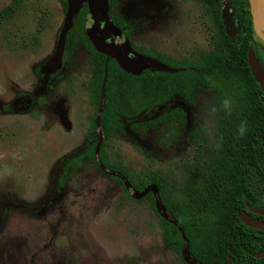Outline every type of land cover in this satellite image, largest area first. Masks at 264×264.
Returning a JSON list of instances; mask_svg holds the SVG:
<instances>
[{
  "label": "rangeland",
  "instance_id": "374dc122",
  "mask_svg": "<svg viewBox=\"0 0 264 264\" xmlns=\"http://www.w3.org/2000/svg\"><path fill=\"white\" fill-rule=\"evenodd\" d=\"M166 1L179 11L175 2L179 6L182 0ZM111 2L131 25L136 48L150 43L154 53L179 61L198 48L215 51L226 46L215 22L203 19L202 9L213 10L210 0L182 2L183 19L175 21L173 30L176 42L162 41L165 23L155 17L161 0H83L86 36L92 44L94 38L105 45L97 49L105 56L111 55V48L120 58L126 56L130 73L158 68L140 60L129 41H109L118 31L109 14L106 17ZM8 9L12 12L0 19V264H178L164 244L150 191L126 197L119 183L88 163L58 185L65 161L83 150L96 120L87 54L79 49L67 62L65 41L59 60H52L67 11L62 0H0V14ZM101 23L107 33L103 41L96 35ZM37 97L41 105L35 103ZM213 101L214 92L205 90L191 102L176 98L173 105L184 110L185 122L176 141L166 146L155 140L153 130L142 132L130 126L131 120H123L122 132L107 142L106 160L121 165L140 184L158 178L169 197L180 202L184 169L194 166L195 136L199 133L202 149L213 141L208 111Z\"/></svg>",
  "mask_w": 264,
  "mask_h": 264
},
{
  "label": "trees",
  "instance_id": "16d2710c",
  "mask_svg": "<svg viewBox=\"0 0 264 264\" xmlns=\"http://www.w3.org/2000/svg\"><path fill=\"white\" fill-rule=\"evenodd\" d=\"M64 8L66 0H62ZM224 0H210L217 11ZM240 15L241 30L234 38H228L225 48L215 50L211 59L194 60H166L159 55H152L163 64L177 68L176 72L162 69L144 70L135 75L123 70L113 58H107L95 49L86 36L85 17L87 8L82 7L74 16L73 23L66 35V47L64 58L68 62L72 55L79 49H83L88 59V79L96 93L95 117L100 116V129L103 135V143L98 155L95 154L97 143L93 132L99 130L94 123L92 131L88 133L83 151L68 158L58 177V185H62L68 175L85 164H92L98 171L107 172L108 177L119 183L126 197H131L132 192L141 191L147 184L152 183L157 188L155 199L160 198L166 210L173 216L172 221L161 216L155 209L153 195L150 196L152 209L159 218L160 227L165 231L166 242L169 248L179 252L180 245L187 242L191 253H196L201 264H227V256L233 264L240 261L241 251L239 236L232 239L228 244L227 222L223 220H211V211L207 208L198 209L197 206L178 202L168 195L167 186L158 178L153 177L140 184L133 180L131 174L121 165L110 164L105 157L107 142L116 134L122 132L123 120H131V127H137L140 131L153 130L155 140L166 146L178 138L179 130L185 122V112L177 105H173L176 98L185 101L195 100V88L214 92V101L222 102L224 99L231 101H254L258 100V93L262 95L258 83L254 80L247 62L248 48L256 49L254 42L257 35L254 28L253 18L247 0H229ZM113 5V2L110 3ZM8 9L0 14V19L10 14ZM111 12V11H110ZM116 20V18L111 15ZM118 20V22H117ZM115 22L128 34L130 27L124 21L117 19ZM264 52V51H263ZM259 55L264 56L259 49ZM173 61V62H172ZM65 80L67 76H62ZM106 78L105 94L102 99L101 89L103 79ZM24 95L19 93V96ZM41 105L42 100L37 97L34 100ZM101 104V111L99 106ZM8 109L7 106L4 107ZM153 113L150 119L137 121L136 118L143 114ZM101 163L104 167L99 166ZM113 172V175L111 174ZM189 180L186 184L185 193L189 198L194 196L192 187L193 179L191 169L186 168ZM129 183L125 185L124 179ZM216 215L219 212H215ZM241 224V222H234ZM181 226V230L177 227ZM183 234L184 239L180 236ZM248 239L251 238L246 233ZM231 248V250H229ZM215 251L214 259H204L202 252ZM249 249V248H248ZM250 250V249H249ZM251 252V251H250ZM247 260H253L249 255Z\"/></svg>",
  "mask_w": 264,
  "mask_h": 264
},
{
  "label": "flooded vegetation",
  "instance_id": "af4514ba",
  "mask_svg": "<svg viewBox=\"0 0 264 264\" xmlns=\"http://www.w3.org/2000/svg\"><path fill=\"white\" fill-rule=\"evenodd\" d=\"M183 1L185 0H182L181 3H179V6L175 2V8H178V11L174 9L172 2L161 0L162 6L159 7V15L155 17L163 20L165 23L163 26L164 28L161 29L163 42L178 41L177 38L173 37L175 35V31L173 30L177 24L175 21L183 19ZM147 2L148 6H151L152 2ZM114 8L115 3H113V5L109 4L108 14L111 22L118 31L116 32V35L114 34L108 37L110 39L109 41L112 40L116 44L121 43L122 41H129L133 51L137 54L151 58H153L152 55H159L163 59L171 60L169 58L170 55H166V58L158 53H154L153 49L150 48V43H147L144 49L136 48L131 41V25H129V22L121 17L119 13H116ZM212 9V12L208 9H202V16L204 17L203 19H208V17H210L212 21L215 22L214 24L218 28L217 35L221 36L219 40H223L226 43L228 40L227 37L234 38L237 36L241 30L240 15L231 2L229 0H224L219 11L216 10L215 5L212 6ZM223 9L229 20L227 31L223 25ZM111 15H113L116 20L119 19L124 21L126 25L128 24L130 27L128 34H125V30L115 22L116 20L114 21ZM150 15L151 13L148 12L147 16L149 17ZM193 17L194 15H192L190 19H193ZM99 20L101 21V18ZM149 26L150 23L148 22V29ZM194 31L196 32L195 29ZM207 32L208 28H205L204 34L206 33V36H208ZM229 34H234V36L231 37ZM96 35L101 39L107 37L104 23H101V27L99 28V31L97 30ZM257 35L259 34L257 33ZM213 36L215 35L213 34L212 37L209 38V42L212 40ZM214 40L215 38L213 41ZM254 42L256 44V49L253 50V48H249L253 50L264 67V56L259 55V49L261 53H264V39L256 37ZM198 46L201 47V45ZM206 50L198 48L195 52L191 53V55H183L184 57L182 56L180 58L181 60L189 59L194 61L211 59L215 53L214 49L212 51ZM136 53H131L130 56H133V54ZM146 69L150 70L149 68ZM146 69H143L138 74ZM198 92L199 89L195 88L194 94L197 95ZM257 95L258 100L255 99L254 101L230 100L232 103L231 114H226L223 111L221 108L222 102L213 101L210 104L211 107L215 106L217 108V112L212 114L213 141L207 149H202L199 144V133L193 140L195 146V151L193 153L194 166L189 168L191 169V176L193 179L192 187L194 189V196L191 198L185 193L186 184L190 178L187 174L186 168L184 169L185 175L182 178L185 188L183 193L184 197L181 202L191 203L197 206L199 210L207 208L212 213L209 217L211 220L217 219L227 222V240L229 245H231L232 239L235 236L241 238L240 246L241 244H243V246L241 247L239 254L240 261L233 264H264V93L262 92L263 96L259 95V93ZM240 121L247 122V130L243 136H238L236 133ZM86 140L87 136L85 137V142ZM218 142L220 143L219 148L215 146ZM103 173L106 176L109 175L107 172L103 171ZM148 194L153 195L155 202L154 195L157 193L154 194L150 191ZM215 212L219 213L216 215ZM243 218L255 223L256 226L246 225L243 222ZM238 221L241 222V224H234V222ZM177 227L181 230V226L177 225ZM161 230L164 237V244L167 249L175 254L178 259V264H201L196 253H191L189 250L187 242L180 245L179 252H175L169 248L166 242V236L164 235L165 231L162 228ZM246 233L251 235L250 239L246 237ZM180 236L184 239L182 233ZM229 250H231V248H229ZM249 255H252L253 260H247ZM214 256L215 251H210L208 253L204 249L202 252V257L204 259L211 258L213 260ZM227 259V264H232L230 262V255L227 256Z\"/></svg>",
  "mask_w": 264,
  "mask_h": 264
},
{
  "label": "water",
  "instance_id": "95a60500",
  "mask_svg": "<svg viewBox=\"0 0 264 264\" xmlns=\"http://www.w3.org/2000/svg\"><path fill=\"white\" fill-rule=\"evenodd\" d=\"M82 1L83 0H66V3H67L66 16H65L64 23H63V27H62L61 32L59 34L57 50H56V53L52 59L53 62L58 61L62 52H63L64 46H65V41H66V35L72 26L74 16L80 10ZM247 1L249 3L250 12H251V15L253 18L254 28H255L256 32L259 34V36L264 39V0H247ZM97 3L100 4L99 1H97ZM106 17H108V13H107ZM222 19H223V25L225 26V29L227 31L229 20L227 19L226 15H225L224 9L222 11ZM229 35L231 37L234 36V34H229ZM91 40H92L96 50L97 49L102 50L104 48L105 45L102 44L101 42H97L94 38H91ZM101 41H103V39H101ZM107 52H109V54H111L107 58H110V57L112 58V56H115V58L117 59V62L119 63L118 65L121 68H124V70H127V72H129L128 69L132 65L129 61L127 62L126 56H123V58H120V56L118 55V52L112 48L110 50H108ZM124 52L127 55L130 52V46L126 47ZM137 57H139L140 60H142V58H144L145 60H147V62L151 63L152 65H154L158 69H162V70L169 71V72H176L178 70L177 68L169 67V66L163 64L162 62H160L159 60L151 58V57H146V56H143L140 54H138ZM247 62H248V66L250 68V72H251L254 80L258 83L260 90L264 93V67L261 64L260 60L256 57L255 53L253 52V50L251 48H249L248 53H247ZM138 73H132V74L137 75ZM105 85H106V78L103 79V83H102V90H101V94H102L101 98L102 99L104 98V94H105ZM101 108L102 107L100 104L99 112L101 111ZM95 124H96V127L99 128L97 135H96L97 143L95 146V154L98 155L100 147L103 143V135H102V131L100 129V116L99 115L96 116ZM99 166L102 169H104V167L101 163H99ZM111 174H113L112 171H111ZM124 182H125L126 186H129V183L126 179H124ZM149 191L156 193L157 192L156 186L155 185H149L148 187H145L141 191H135L134 190L132 192V196L135 198H138L142 195H145ZM155 209L161 216L172 221L173 216L166 210V208L164 207V205L161 202L159 197L155 199ZM243 222L248 226H256L255 223L250 222L249 220H247L245 218H243Z\"/></svg>",
  "mask_w": 264,
  "mask_h": 264
},
{
  "label": "clouds",
  "instance_id": "9594fccd",
  "mask_svg": "<svg viewBox=\"0 0 264 264\" xmlns=\"http://www.w3.org/2000/svg\"><path fill=\"white\" fill-rule=\"evenodd\" d=\"M221 108L223 109V111L226 114H231L232 111V103L230 101V99H224L221 103ZM210 114H215L217 112V108L215 106H212L208 109ZM247 130V122L246 121H240L237 129H236V133L238 136H243L245 134ZM217 148L220 147V143L218 142L215 145Z\"/></svg>",
  "mask_w": 264,
  "mask_h": 264
}]
</instances>
